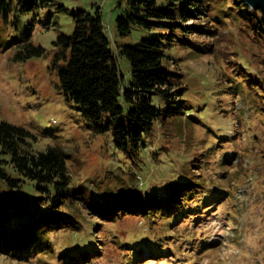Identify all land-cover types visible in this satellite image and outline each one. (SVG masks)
Instances as JSON below:
<instances>
[{"label":"rangeland","instance_id":"374dc122","mask_svg":"<svg viewBox=\"0 0 264 264\" xmlns=\"http://www.w3.org/2000/svg\"><path fill=\"white\" fill-rule=\"evenodd\" d=\"M56 1V5L41 8L36 20L33 13L21 15L19 27L22 31L32 29V41L46 49L43 56L19 61L18 47L0 44V121L29 130L36 151L56 147L68 155L78 188L86 185L99 192L108 186L124 190L134 184L150 191L185 178L191 162L193 172L202 166L200 176L207 189L200 199L210 203L200 209V219L195 213L192 219L160 218L151 224L133 215L105 221L87 209L80 217L83 231L62 229L50 235L53 257L29 255L17 260L0 254V264H67L61 254L89 249L90 238L99 255L76 264H128L135 256L126 253H135L133 243L141 241L146 252L134 264H264V116L254 95L235 91L230 80L232 75L239 76L233 65L242 66L249 74L264 75V37L226 16L223 27L212 22L216 28L201 39L199 51L178 45L168 52L171 66L184 74L189 114L179 131L164 133L158 127L143 167H137L115 151L110 137L88 129L76 105L57 88L58 77L52 69L54 41L61 34L71 35L75 27L72 14L59 6L70 12L101 8L106 34L116 52L119 45L138 44L154 33L134 27L131 35L120 34L117 19L123 14L120 4L125 7V0ZM119 64L127 86L132 81L131 65L122 55ZM190 119L194 127L186 125ZM206 157L211 161L208 166L202 162ZM27 194L31 192L20 195L28 199L24 198ZM29 199L27 204L34 206ZM96 225L90 234L89 228ZM199 240L202 249L197 252ZM159 243L168 250L166 258L155 255Z\"/></svg>","mask_w":264,"mask_h":264},{"label":"trees","instance_id":"16d2710c","mask_svg":"<svg viewBox=\"0 0 264 264\" xmlns=\"http://www.w3.org/2000/svg\"><path fill=\"white\" fill-rule=\"evenodd\" d=\"M56 3V0H0V44L18 47L19 61L43 56L46 49L32 41V29L22 31L19 27L21 15L33 13L36 20L41 8ZM120 6L123 14L117 19V27L122 36L131 35L134 27L154 35L135 45H119L116 52L106 34L101 8L95 12L85 9L70 12L60 5L61 10L72 14L75 27L71 35L61 34L54 41L52 69L58 77V90L76 105L86 127L96 135L110 137L120 156L134 166L143 167L158 127L164 133L170 129L179 131L189 114L186 98L189 90L184 74L171 66L168 52L178 45L192 51L200 49L201 39L216 28L212 22H217L218 28L223 27L226 16L238 26L251 29L255 36L264 37V12L253 10L245 0H125V7ZM120 55L131 65L132 81L127 86L120 70ZM233 66L239 73L230 78L235 91L253 94L255 103L262 107L259 113L264 116V75L249 74L242 66ZM244 85L246 89L242 91ZM194 124L192 119L186 122L189 127ZM33 138L26 128L0 121V254L17 260L29 255L53 257L50 235L62 229L83 231L80 217L87 209L105 221L116 222L133 215L151 224L160 218L192 219L195 213L200 214V219L203 213L200 209L210 203L200 199L207 189L206 180L200 176L202 166L193 172L189 162L187 178L150 191L131 184L124 190L108 186L95 192L89 186L74 185L68 155L56 147L36 151ZM202 162L205 166L211 163L207 157ZM27 190L31 194L24 198H30L34 206L20 195ZM96 228L97 225L89 228V233ZM200 241L196 244L197 252L202 249ZM141 242L133 243L135 253H126L135 256L129 258L128 264L143 259L146 246ZM90 244L89 249L80 248L77 254L61 255L67 264H76L80 259L88 261L92 255H99V248L92 244L91 238ZM158 245L155 255L166 258L168 250L161 243Z\"/></svg>","mask_w":264,"mask_h":264},{"label":"water","instance_id":"95a60500","mask_svg":"<svg viewBox=\"0 0 264 264\" xmlns=\"http://www.w3.org/2000/svg\"><path fill=\"white\" fill-rule=\"evenodd\" d=\"M245 2L255 11L262 10L264 12V0H245Z\"/></svg>","mask_w":264,"mask_h":264}]
</instances>
